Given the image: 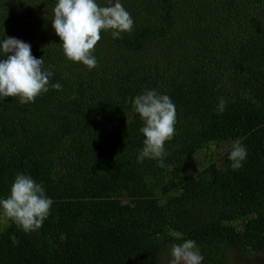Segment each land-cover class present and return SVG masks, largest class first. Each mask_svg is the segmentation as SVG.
I'll list each match as a JSON object with an SVG mask.
<instances>
[{
  "label": "trees",
  "instance_id": "1",
  "mask_svg": "<svg viewBox=\"0 0 264 264\" xmlns=\"http://www.w3.org/2000/svg\"><path fill=\"white\" fill-rule=\"evenodd\" d=\"M121 2L133 30L102 32L89 71L62 52L56 0H0L5 37L29 43L62 85L34 103L0 100V197L21 172L54 201L36 232L0 213V264H163L184 239L204 264L264 253V0ZM144 89L176 106L162 163H137L143 122L130 100ZM237 139L248 156L233 171ZM224 144L218 161L212 148Z\"/></svg>",
  "mask_w": 264,
  "mask_h": 264
},
{
  "label": "clouds",
  "instance_id": "2",
  "mask_svg": "<svg viewBox=\"0 0 264 264\" xmlns=\"http://www.w3.org/2000/svg\"><path fill=\"white\" fill-rule=\"evenodd\" d=\"M51 26L59 37L66 59L79 62L91 71L98 66L94 55L101 33H110L113 39H122L133 30L134 19L121 0H108L101 6L98 0H56L51 10ZM0 30V100L15 97L20 104L34 103L50 89L61 90L59 82L51 83L54 72L45 67L44 56L32 55L31 45L15 37H5ZM131 110L143 122L139 132L143 136L137 163L145 159L163 162L168 155L165 143L175 134L176 106L169 95L156 89H144L130 100ZM226 101L219 99L217 114H222ZM248 150L240 139L228 154L230 168L241 169ZM54 201L47 195L42 182L30 174L18 172L7 197H0V213L9 218L25 233L38 231L51 214ZM168 264H204L205 257L197 242L184 239L170 245Z\"/></svg>",
  "mask_w": 264,
  "mask_h": 264
},
{
  "label": "rangeland",
  "instance_id": "3",
  "mask_svg": "<svg viewBox=\"0 0 264 264\" xmlns=\"http://www.w3.org/2000/svg\"><path fill=\"white\" fill-rule=\"evenodd\" d=\"M49 26V25H48ZM38 26L31 27L29 29H25L27 32L35 31L38 30ZM228 147V144H224L219 146L218 148L213 147L212 150L215 151L216 153V159L219 161L220 157L222 154L226 151ZM198 161L199 164L201 163L202 155H198ZM202 164V163H201ZM196 160L192 162L191 167H195ZM6 219L4 216L0 215V226L5 224ZM170 259V257H169ZM166 259L163 264H168V260ZM228 260L229 264H264V253H256V254H246L243 252L239 251H233L228 253Z\"/></svg>",
  "mask_w": 264,
  "mask_h": 264
}]
</instances>
